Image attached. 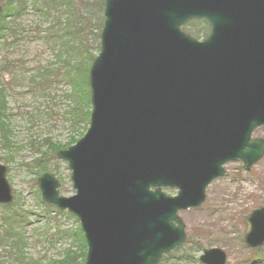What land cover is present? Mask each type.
<instances>
[{
	"label": "water",
	"instance_id": "1",
	"mask_svg": "<svg viewBox=\"0 0 264 264\" xmlns=\"http://www.w3.org/2000/svg\"><path fill=\"white\" fill-rule=\"evenodd\" d=\"M105 17L89 128L58 153L76 193L61 196L49 173L38 184L44 202L79 219L85 264H159L186 240L179 213L202 206L224 165L250 171L264 157L253 138L264 127V0H106ZM202 18L211 32L199 41L183 27ZM6 175L0 164V205L14 202ZM248 221L246 244L262 247L264 208Z\"/></svg>",
	"mask_w": 264,
	"mask_h": 264
},
{
	"label": "rangeland",
	"instance_id": "2",
	"mask_svg": "<svg viewBox=\"0 0 264 264\" xmlns=\"http://www.w3.org/2000/svg\"><path fill=\"white\" fill-rule=\"evenodd\" d=\"M0 1L4 5L9 0ZM30 5L20 21L24 43H16L7 56L27 66L49 69L52 78L58 80L46 99L42 98L43 93L30 92L32 84L28 83V77L10 90V95L14 91L15 94L10 97V125L5 135L9 144L0 129V164L7 168V181L15 196L8 208L0 207V235L8 227L3 218L10 217L12 225L15 224L6 250L0 244V259L10 249L14 254L6 259L7 264H31L42 258L49 263L60 260L72 240H59L56 231L65 230L75 236L80 227L75 216L44 205L38 180L46 170L60 182V195L72 197L76 193L68 164L53 155L48 143L65 146L73 137L80 139L87 132L83 126L73 127L68 76L82 75L91 58L99 55L105 21V0H32ZM204 27L202 21H191L185 32L202 40L209 30L201 35L197 32ZM74 116L77 119L76 112ZM254 138H264V127L254 133ZM41 158L43 162H36ZM225 170L226 174L208 187L201 207L181 213L187 241L160 264H201L199 258L203 252L212 248L225 251L227 264H264V246L252 250L245 243L250 230L249 216L264 208V158L249 172L244 171L239 160L227 164ZM165 192L170 196L177 193L176 190ZM16 232L24 238L20 252L12 247L17 240ZM76 241L75 238L72 243L74 251L80 252L81 244Z\"/></svg>",
	"mask_w": 264,
	"mask_h": 264
},
{
	"label": "trees",
	"instance_id": "3",
	"mask_svg": "<svg viewBox=\"0 0 264 264\" xmlns=\"http://www.w3.org/2000/svg\"><path fill=\"white\" fill-rule=\"evenodd\" d=\"M0 3H2L0 1ZM30 3L32 0H9L6 4H4L3 13L0 16V129L4 133L5 142L9 144L8 137H6V133L9 131L8 125H10L9 120V111H10V97L15 94V91L12 95H10V90L13 87L20 85V82L28 77L29 82L32 84L31 93H43L42 98L50 97V88H53V83L58 79L52 78V74L49 69H42L38 66H27L23 61L11 60L7 56V52L11 47L15 46L16 43L23 44L24 41L21 39L22 35V26L20 21L25 16L26 11L31 7ZM35 2H33V6ZM8 13V14H7ZM208 28L204 27L200 32H197V35H201ZM20 35V36H18ZM93 58L91 61L93 62ZM91 63L89 66H86L83 69L82 75H76L75 73L70 74L68 76L69 84L71 87V91L68 93L69 99L72 101L70 104V113L74 117L73 127H82L87 131V127L89 126L90 114H91V101H90V89L88 84V74L91 67ZM27 83V84H28ZM76 112L77 119L74 116ZM74 114V115H73ZM83 137V134L80 135V138ZM79 139L72 138L71 142L67 143L65 146H61L58 144L48 143V148L53 152V155L57 157V153L60 150L67 149L77 143ZM32 144H35L33 142ZM34 147V146H33ZM36 151H40L39 148ZM55 157V158H56ZM43 158L37 160L36 162H43ZM43 170V169H41ZM46 173V170L42 171ZM9 206H6L8 208ZM48 207V206H47ZM71 216V215H69ZM5 222L8 224V227H11V230L7 229L3 230L0 235V244L3 249L6 250L8 245V239L11 236L10 231L12 232V227L15 225L13 221H11L10 217L3 218ZM10 220V223H8ZM10 224V225H9ZM72 235V236H71ZM78 235V237H77ZM17 240H14L12 243V247L15 248V252L21 251V243L23 244L24 238L21 237L19 232L14 234ZM55 236L59 238V240L72 241L71 246L65 249L63 255L60 260H50V263L43 258L41 260H34L31 264H84L85 256H86V242L81 231V228L78 227L76 231V235L70 234L65 230H58L55 233ZM71 236V237H70ZM81 244L80 252L74 251V245L72 243L75 241ZM13 248V249H14ZM2 249V250H3ZM2 253V252H1ZM11 249L6 252L5 256L0 259V264H7L9 261L6 260L11 258ZM14 255V254H12ZM14 256H12L13 259ZM22 264V262H21ZM25 264V263H23Z\"/></svg>",
	"mask_w": 264,
	"mask_h": 264
}]
</instances>
